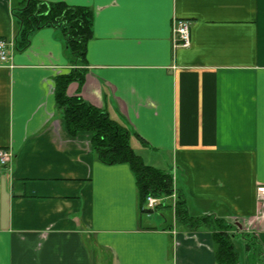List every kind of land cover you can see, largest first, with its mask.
Instances as JSON below:
<instances>
[{
    "label": "crops",
    "instance_id": "crops-1",
    "mask_svg": "<svg viewBox=\"0 0 264 264\" xmlns=\"http://www.w3.org/2000/svg\"><path fill=\"white\" fill-rule=\"evenodd\" d=\"M21 1L0 0V38L14 41ZM60 1L94 13L87 72L67 94L127 123L134 151L171 174L175 201L252 235L264 262V0ZM176 19L189 21L188 46L172 45ZM8 49L0 264H219L211 228L176 222L168 200L170 218L140 211L129 165L99 161L89 131L68 133L54 98V78L71 67L59 30Z\"/></svg>",
    "mask_w": 264,
    "mask_h": 264
},
{
    "label": "trees",
    "instance_id": "trees-1",
    "mask_svg": "<svg viewBox=\"0 0 264 264\" xmlns=\"http://www.w3.org/2000/svg\"><path fill=\"white\" fill-rule=\"evenodd\" d=\"M18 30L14 47L24 49L35 30L51 26L59 30L71 55L67 73L54 78L55 105L61 111L70 135L79 131L91 133V146L95 157L105 164L126 163L136 182L140 211L147 195H167L172 192V176L167 170L145 163L130 144L138 136L127 123L111 118L106 111L91 104L79 94L68 95L66 88L72 81L82 84L87 72L86 44L92 38L94 13L85 5H70L64 1L22 0L12 8ZM160 203L157 208L163 207ZM176 222L191 228L208 227L213 231L215 257L219 264H240L238 253L231 241L228 226L223 220L209 215L192 216L188 213L182 194L174 205ZM246 237L245 234H242ZM247 238V237H246ZM249 245V244H247Z\"/></svg>",
    "mask_w": 264,
    "mask_h": 264
},
{
    "label": "built area",
    "instance_id": "built-area-1",
    "mask_svg": "<svg viewBox=\"0 0 264 264\" xmlns=\"http://www.w3.org/2000/svg\"><path fill=\"white\" fill-rule=\"evenodd\" d=\"M172 45L173 47L179 46H188L190 43V25L189 21L186 19H176L173 22L172 28ZM14 45V41L7 38H0V61L4 62L7 61L9 58V47ZM12 152L11 150L0 148V166L5 167L9 164L12 159ZM256 196L258 200L264 199V184H258L256 187ZM170 201L171 206L173 207L175 204V194L173 191L167 195H147L142 210L146 214L152 212L157 205L160 203H165V201Z\"/></svg>",
    "mask_w": 264,
    "mask_h": 264
},
{
    "label": "rangeland",
    "instance_id": "rangeland-1",
    "mask_svg": "<svg viewBox=\"0 0 264 264\" xmlns=\"http://www.w3.org/2000/svg\"><path fill=\"white\" fill-rule=\"evenodd\" d=\"M15 6V5H14ZM132 145V143L130 142ZM161 211L164 215L170 218L171 211H163V207L160 209L155 208L152 212H154V218H158L159 215L156 213ZM157 211V212H156ZM150 212V214L152 213ZM156 212V213H155ZM233 221V220H232ZM234 235L231 236V241L233 243L234 249L238 253V261L240 264H264L262 261L261 251L258 244H256L254 237L252 235H247L244 237L242 234L233 233ZM249 244V245H247Z\"/></svg>",
    "mask_w": 264,
    "mask_h": 264
}]
</instances>
